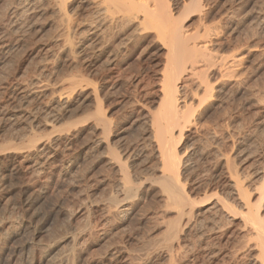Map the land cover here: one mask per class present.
Listing matches in <instances>:
<instances>
[{
  "label": "rangeland",
  "instance_id": "rangeland-1",
  "mask_svg": "<svg viewBox=\"0 0 264 264\" xmlns=\"http://www.w3.org/2000/svg\"><path fill=\"white\" fill-rule=\"evenodd\" d=\"M207 2H209L208 10L210 14L212 13L208 18L205 17V12L190 11L192 15L189 14L187 17L186 12L182 16L183 18H180V22L182 21V25L188 32H196L200 26L212 24L213 27H216L211 37L214 41L211 43L213 47L210 46L211 49L213 48L212 51L215 52L214 49H217L218 51L215 52L217 57H223L225 54L226 57L223 58L228 59L232 54H241V65L243 66H238L241 69L236 67L235 70L234 68L233 70L237 72L233 71L230 74L228 66L217 60L221 65L216 61L215 63L211 62L214 65L209 63L210 69L207 67L205 70L208 74L205 75V77L208 76L206 80L209 79L212 82L209 83L211 88L214 87L215 92L213 90L212 95H209L208 98L205 95L203 104L198 106V115L203 113V116L201 114L203 118L201 117V120L196 121L189 128L187 127L188 129H184L182 137H178L175 144L182 156H180L181 171L185 180L183 184L187 183L184 186L187 194L191 198H195V202L199 197L200 202L203 201V195L207 194L205 198L208 197L209 202L207 203L206 199L205 203L197 202L200 206H204L198 205L202 212H200L199 219H202L194 226L181 230L183 232H180L178 245H175V248H164L167 246V242H165L166 227L168 223L172 224L178 215L165 203L164 199L162 200L164 195L161 194L163 192L157 180L159 176L157 168L160 165L156 161L157 159L152 156L151 147L143 149L139 146L146 134V125L144 124L146 113L149 111L148 109L155 111L159 104L160 78L165 66L168 47L163 45L162 41L161 44L154 33H143L137 39L129 40L130 42L125 40L123 34H117L118 29L110 30L111 36L110 31H105L104 34L99 33L98 36L87 34L82 25L92 9L87 6L84 0H70L69 4L67 3L62 8L63 11L66 8L68 14L70 13V23L68 17L66 18L68 22L64 17L62 21L56 0H39V3L36 0L31 5L32 7L28 8H25L27 5L25 0H0V4H2L0 5V99L2 100V102L0 100L2 106H0V264H65L61 262V254L71 248H73V255L68 264H255L257 251L250 248L253 247L254 242L252 237H249L250 233L241 226V221L230 220L229 223L228 220H225L224 223V220L221 222L220 217L214 211L212 212L216 216L212 212L211 214L205 213V211L212 202H215L217 196L214 194H217L218 190V197L222 195L221 198H224V188H226L229 177L228 170L232 168L233 172L246 178V180L243 179L244 184L250 185L254 180L252 174L260 170L263 165L261 163L262 155H264V0H207ZM52 4L55 5V9ZM84 7L88 9H84ZM58 12L59 14H57ZM185 17H187L186 20ZM59 18L62 22L59 21ZM64 20L69 25L71 24V27L74 26L75 32L72 28H70L71 31L67 30L70 26ZM65 23L66 25H64ZM16 30L18 31L15 33ZM65 30L70 32L69 35ZM61 32L65 35L63 36ZM85 33L89 35V40L85 38ZM105 35H109V37ZM66 37L71 41H67ZM122 38L123 42H126L122 43ZM107 41L108 43H106ZM69 42H72V48L74 47L75 50L70 48L71 46L68 47ZM87 43L92 45L87 47ZM119 45L122 46L119 48ZM71 49V55L73 53L74 58L69 55ZM215 53L213 54L215 55ZM211 66L215 67L211 69ZM226 70L230 74V76L227 75L230 78H226ZM232 74L235 76L239 74V76L234 78ZM74 78L76 79L74 80ZM187 78L189 79V77ZM187 78L185 76L180 82V85L184 86L180 91V96H184L186 100L194 96L196 101H200L199 95H195L200 80H197L198 78L195 76L191 77L193 80ZM185 79H187L186 85L184 84ZM74 81L79 83V87L75 86L77 84ZM27 82V86L31 83L30 88L26 86ZM37 82L40 84L43 82L42 86H39ZM70 83L74 86L72 84L71 86ZM32 84L35 87L31 86ZM67 85H69L68 90H66ZM220 87L224 92L217 91ZM69 88L72 91L75 89L74 92L71 93ZM94 89L98 96L95 93L93 95ZM69 91L72 96L64 95ZM94 96L99 99H94ZM13 97L16 100H13ZM58 98L63 101H58V103L55 101V99L59 100ZM9 99L13 101L10 102ZM32 99L35 101L33 102ZM189 101L192 100L189 99ZM140 102L141 104H138ZM18 103H21L20 107ZM15 104H18V107ZM55 104L58 106L57 108ZM60 105L63 107L61 108ZM96 105H100L102 110L97 109ZM27 106L28 108H26ZM95 108L97 111L100 110L101 114H106V119L111 123V132L102 134V129L97 128L98 123L93 117L95 116L93 114L97 112ZM28 109L33 113L28 114ZM32 121L35 123L33 124ZM25 134H28L27 137ZM59 134L63 136L61 137ZM20 135H24L25 139ZM97 135L102 137H96ZM103 135H106V140L100 145L99 140L104 137ZM107 138L112 140L111 145H108ZM33 140L40 141L37 146L44 143L42 145L45 147L44 150L39 152L40 149L37 150V146L36 148L32 147L30 141ZM128 145L137 147V150L134 148L135 154L132 153L131 159H124L123 151ZM111 150L115 151L111 152ZM42 152L43 154H41ZM115 152H118L119 159L125 160L124 162L128 160L124 163L125 165H123V161L121 163L129 175L131 185L139 190L129 197L127 203L124 202L126 206L128 205L126 208L129 213L127 212V214L117 212L114 210L116 208L110 205L111 195L121 196L118 195L121 192H119L117 184L122 175L119 165H115L118 158ZM113 153L116 154V159ZM111 159H115V163ZM36 163L38 164L36 165ZM54 164L56 165L54 166ZM227 165L232 167L229 168ZM151 168H154V172L156 170V175L153 170H150ZM39 172L40 174H38ZM139 179L144 183L139 182ZM205 185H209L208 188ZM216 189H218L217 192ZM210 192L215 193L212 195ZM104 206L111 211H108ZM111 207L114 208V211ZM105 210L108 211V214H112L111 212L116 214L107 216ZM199 223L203 224L200 226ZM212 226L215 228L213 229ZM220 227L223 230L219 232ZM72 237L80 242L72 244L69 242ZM165 254L169 258L171 255V259H167Z\"/></svg>",
  "mask_w": 264,
  "mask_h": 264
},
{
  "label": "bare ground",
  "instance_id": "bare-ground-1",
  "mask_svg": "<svg viewBox=\"0 0 264 264\" xmlns=\"http://www.w3.org/2000/svg\"><path fill=\"white\" fill-rule=\"evenodd\" d=\"M13 1V0H11ZM18 1V0H17ZM36 0H25L26 2V7L25 8H28L29 6H31L33 4V2H35ZM47 1V0H46ZM70 1V0H69ZM68 0H56V2L58 3V7H59V12L61 13L62 17L61 19L64 17L65 20L66 18L68 17L69 18V23L71 22V18H70V13L68 14V12L66 11V8L65 10L63 11L62 8H64L67 3L69 2ZM10 2V1H9ZM20 2H23V1H20ZM84 2L87 4V6L91 7V11L89 12V14L87 15V17H85L86 19H84V25L83 22H82V27L84 26V29L85 31L87 32V34H95L98 36L99 33H103L105 31H110L113 29H118L119 31H117L116 33L121 35L123 34L125 37V40L129 41L131 39H134L137 37H139L140 35H142L143 33H154L155 34V37L158 41H161L164 43L163 45L167 46V58H166V62H165V66H164V69L162 70V74H161V84H160V100H159V104L156 106L157 109L154 111V110H150L148 109L149 111L146 113V117H145V129H146V134H145V137L143 138V142L142 144L139 146L143 149L147 148V147H151L150 151L152 152V156L155 157V159H157L156 161L159 163V166L157 168L158 170V173H159V176H158V182L160 183L159 187H161V191L164 195V198H162V200L164 199L165 200V203L172 208V210H174L177 215H178V220H174V222L172 224H169L167 225L166 227V233H167V238H165V242H167V246H165L164 248H175L176 246L175 245H178V239H179V234L180 232H183L181 231L183 228H187V227H191V226H194L196 223H198L199 220V217H200V209H199V203H205L207 201V203L209 202L207 200V198H205V196H207V192L205 191L206 189H204V191L206 192L205 196L203 195L202 199L203 201L200 202V197L198 199L199 203L197 204V202H195V198L193 199V197L191 198L186 192L185 190V185L187 184H183L185 182V180L183 179V174H182V171H181V154H180V151L179 149L177 148V145L175 144L176 143V139L178 140V137L181 138L182 137V134H183V130L188 127H190L191 125L195 124V122L201 120L203 117V113H200V115H198L199 113L197 112L199 109L198 106H200L201 104H203L202 102L203 101V98L207 96V98L209 97V95L211 96L212 95V92L214 90L215 92V89L214 87L211 88V85L210 83H212L211 81L206 80L208 76L205 77V75H208L207 74V71L205 72V70H207V67L210 63V65H212L213 63L211 62H214L215 61L217 62V60L221 61V63L223 65H227L228 66V70H229V73H233V71H235L237 68H240L238 66L241 65V62H242V56L241 54L240 55H232L230 56V58H223V57H226L224 56L225 54H223V57L222 56H219L217 57L216 56V51H218L217 49H214L215 52L212 51V49L210 48L213 47L211 44L212 42L214 43V41H212V36H213V32L216 30V27H213L212 24H209V26L207 25H203V26H200V29H198L196 32H188L187 29L184 28V26L182 25V21L180 22V18H183L182 16L185 15V13L187 12V17L188 15H192L190 13V11L192 12H196V11H199V12H205V17L208 18L211 14H210V11L208 10L209 8V2H207V0H84ZM226 2V1H225ZM12 3V2H11ZM14 3V2H13ZM17 3V2H16ZM38 3H39V0H38ZM42 3V2H40ZM44 3V2H43ZM212 3V2H211ZM22 4V3H21ZM47 4V3H46ZM49 4V2H48ZM55 4V3H54ZM52 4V5H54ZM69 4V3H68ZM71 4V3H70ZM215 4V3H214ZM227 4V3H226ZM225 4V5H226ZM229 4V3H228ZM2 5V4H0ZM4 5V4H3ZM15 5V4H14ZM20 5V4H19ZM44 5V4H42ZM224 5V4H223ZM234 5V4H233ZM8 6V5H7ZM12 6V5H11ZM18 6V5H16ZM15 6V7H16ZM34 6V5H33ZM38 6H40L38 4ZM211 6V5H210ZM231 6V5H230ZM32 7V6H31ZM54 9H55V5L53 6ZM52 7V8H53ZM56 6V9L58 8ZM225 7V6H224ZM6 8V7H5ZM10 8V7H9ZM70 8V7H69ZM88 9L87 7H84V9ZM233 8V7H232ZM18 9V7H17ZM41 9V8H40ZM20 10V9H19ZM26 10V9H24ZM32 10V9H31ZM226 10V9H225ZM237 10V9H236ZM239 10V9H238ZM13 11V10H12ZM15 11V10H14ZM23 11V10H22ZM27 11V10H26ZM44 11V10H42ZM46 11V10H45ZM54 11V10H53ZM52 11V12H53ZM223 11V9H222ZM227 11H230V10H227ZM5 12V11H4ZM7 12V11H6ZM19 12V11H18ZM25 12V11H24ZM57 12V11H56ZM59 12L57 14H59ZM212 12V11H211ZM3 13V12H2ZM29 13V12H28ZM27 13V14H28ZM184 13V14H183ZM16 14V13H14ZM26 14V12H25ZM23 13V15H25ZM43 14V13H42ZM203 14V13H202ZM236 14V13H235ZM2 15V14H1ZM29 15V14H28ZM36 15V14H35ZM200 15V14H199ZM238 15V14H236ZM10 16V15H9ZM16 16V15H15ZM22 16V15H21ZM33 16V15H32ZM58 16V15H57ZM226 16V15H225ZM27 17V16H25ZM40 17V16H39ZM38 17V18H39ZM52 17V16H51ZM187 17H185V20L187 19ZM220 17V16H219ZM224 17V16H223ZM227 17V16H226ZM37 18V19H38ZM238 18V17H237ZM17 19V17H16ZM60 19V18H59ZM61 19L59 21H61ZM210 19V18H209ZM58 20V19H57ZM64 20V21H65ZM207 20V19H205ZM237 20V19H236ZM1 21V20H0ZM63 21V19H62ZM61 21V22H62ZM67 21V20H66ZM65 21V22H66ZM239 21V20H238ZM4 22V21H3ZM18 22V21H17ZM55 22V21H54ZM68 22V21H67ZM66 22V23H67ZM199 22V21H198ZM205 22V21H204ZM16 23V22H15ZM14 23V24H15ZM58 23V22H56ZM66 23L64 25H66ZM73 23V22H72ZM184 23V22H183ZM237 23V22H236ZM62 24V23H61ZM68 24V23H67ZM202 24V23H201ZM207 24V23H206ZM240 24V23H239ZM27 25V24H26ZM63 25V24H62ZM69 25V24H68ZM71 25V24H70ZM69 25V26H70ZM200 25V24H199ZM216 25V24H215ZM30 26V25H28ZM72 26V25H71ZM68 27L69 29H67L68 31H71L72 29L74 30L75 32V29H74V26L73 27ZM217 26V25H216ZM19 27V26H18ZM80 27V26H79ZM221 27V26H220ZM56 28V27H55ZM54 28V29H55ZM65 28V27H64ZM70 28H72L70 30ZM78 28V27H77ZM12 29V28H11ZM19 29V28H18ZM62 29V28H61ZM229 29V28H228ZM65 30V31H67ZM217 30H220V29H217ZM18 30L15 31V33L17 32ZM20 31V30H19ZM23 31V30H22ZM62 31V30H61ZM68 31L66 32V34L68 33ZM84 31V32H85ZM63 32V31H62ZM61 32V33H62ZM220 32V31H219ZM65 33V32H63ZM62 33V35H63ZM70 33V32H69ZM69 33L67 35H69ZM110 33V36H111V31L109 32ZM114 33V32H113ZM112 33V34H113ZM19 34V33H18ZM16 34V35H18ZM23 34V33H22ZM26 34V33H25ZM73 34V33H72ZM104 34V33H103ZM106 34V33H105ZM215 34V33H214ZM217 34V32H216ZM24 35V34H23ZM59 35V34H58ZM65 35V34H64ZM63 35V36H64ZM86 35V33L84 34ZM119 35H115V36H119ZM219 35V34H218ZM74 36V35H73ZM82 36V35H81ZM94 36V35H93ZM107 36V35H105ZM104 36V37H105ZM113 36V35H112ZM114 36V37H115ZM217 36V35H216ZM68 38H70L69 36H67ZM67 37H66V40H67ZM109 37V35L107 36ZM105 37V38H107ZM122 37V36H121ZM20 38V37H19ZM18 38V39H19ZM85 38H88L89 40V35H86ZM92 38V37H91ZM97 38V37H96ZM120 38V37H119ZM153 38V37H152ZM65 39V38H64ZM102 39V38H101ZM104 39V38H103ZM108 39V38H107ZM112 39V38H110ZM115 38H113L114 40ZM218 39V38H217ZM62 40V38H61ZM84 40V39H83ZM106 40V39H105ZM116 40V39H115ZM67 41H71L70 40H67ZM85 41V40H84ZM110 41V40H109ZM112 41V40H111ZM120 41V40H119ZM66 42V41H65ZM113 42V41H112ZM126 42V41H124ZM123 42V38H122V43ZM130 42V41H129ZM157 42V41H156ZM64 43V42H63ZM68 43V42H66ZM69 45L68 47L72 48V45L71 43L72 42H69ZM91 43V42H90ZM90 43H87V47H89ZM108 43V41L106 42ZM106 43H104L106 45ZM110 43V42H109ZM120 43V42H119ZM154 43V42H153ZM216 43V42H215ZM111 44V43H110ZM117 44V42H116ZM126 44V43H125ZM131 44V43H130ZM145 44V43H144ZM162 44V43H161ZM11 45V44H10ZM85 45V44H84ZM123 45V44H122ZM122 45H119V48L122 46ZM162 45V47H164ZM64 46V45H63ZM102 46V45H101ZM108 46V45H107ZM115 48H116V45H114ZM124 47H126L125 45H123ZM134 46V45H133ZM67 47V46H66ZM69 48V49H70ZM109 48V47H108ZM107 48V49H108ZM117 48V49H119ZM128 48V47H126ZM216 48V47H215ZM221 48V47H220ZM67 49V48H66ZM73 50L74 47L72 48ZM72 49L70 51V54L71 55V52H72ZM111 49V48H110ZM114 49V47H113ZM1 50V49H0ZM51 50V49H50ZM97 50V49H96ZM103 50V49H101ZM106 51V49H104ZM112 50V49H111ZM120 50V49H119ZM125 50V49H124ZM141 50V49H140ZM69 51V50H68ZM115 51V49H114ZM143 51V50H142ZM67 52V51H66ZM82 52V51H81ZM103 52V51H102ZM119 52V51H118ZM12 53V52H11ZM84 53V52H83ZM93 53V52H92ZM100 53V52H99ZM112 53V51H111ZM111 53H108V54H111ZM116 53V51H115ZM114 53V54H115ZM215 53V55L213 54ZM76 55V53H74ZM86 54V53H85ZM83 54V55H85ZM98 54V53H97ZM120 54V52H119ZM129 54V53H128ZM218 54V53H217ZM243 54V53H242ZM4 55V54H3ZM79 55V53H78ZM86 55H89V54H86ZM99 55V54H98ZM7 56V55H6ZM65 56V55H64ZM73 57V53L71 55ZM80 56V55H79ZM114 56V55H113ZM67 57V56H66ZM75 57V56H74ZM73 57V58H74ZM81 57V56H80ZM85 57V56H84ZM112 57V56H111ZM119 57V56H118ZM126 57V56H125ZM228 57V56H227ZM70 58V57H68ZM108 58V57H107ZM122 58V57H121ZM66 59V58H65ZM76 59V58H75ZM6 60V59H5ZM60 60V59H59ZM108 60V59H107ZM117 60V59H116ZM43 61V60H42ZM73 61V60H72ZM218 61V62H219ZM74 62V61H73ZM119 62V61H118ZM217 62V63H218ZM110 63V62H109ZM122 63V62H121ZM220 63V62H219ZM218 63V64H219ZM41 64V63H40ZM63 64V63H62ZM115 64V63H114ZM8 65V64H7ZM6 65V66H7ZM207 65V66H206ZM214 65V64H213ZM221 65V64H219ZM222 65V66H223ZM206 66V68H205ZM216 66V65H215ZM214 66V67H215ZM221 66V67H222ZM243 65H241L242 67ZM104 67V66H103ZM204 67V68H203ZM210 67V66H209ZM208 67V69H210ZM213 66H211V69L214 68ZM224 67V66H223ZM237 67V68H236ZM46 68V67H45ZM203 68V69H202ZM220 68V67H219ZM235 68V70H233ZM7 69V68H6ZM223 69V68H221ZM220 69V71H221ZM241 69V68H240ZM46 70V69H45ZM6 71V70H5ZM223 71V70H222ZM227 71V70H226ZM225 71V72H226ZM241 71V70H240ZM205 72V73H204ZM237 71H235L234 73H236ZM6 73V72H5ZM42 73V72H41ZM40 73V74H41ZM159 73V72H158ZM220 73V72H219ZM228 73L227 71V74H226V78L230 76V74ZM239 73V72H238ZM145 74V73H144ZM5 75V74H4ZM9 75V74H8ZM189 75V76H188ZM223 75V73H222ZM229 75V76H227ZM234 75V78L239 74H237L235 76V74H232ZM38 76V75H37ZM81 76V75H80ZM186 76L189 77V79H191V77H194L195 78L197 77L198 79L197 80H200L199 84H198V87L197 89H193L195 91H197V93L195 94L196 96L199 95L200 97V101H196L194 96H191L190 98H187L188 100H186V98H184V96H180V91L183 89V85H180V82L183 81V78ZM237 76V77H238ZM39 77V76H38ZM48 77V76H47ZM76 77V76H74ZM147 77V76H146ZM222 77V76H221ZM232 77V76H231ZM37 78V77H36ZM72 78V76H71ZM87 78V77H86ZM145 78V77H144ZM216 78V77H215ZM230 78V77H229ZM242 78V77H241ZM240 78V79H241ZM43 79V78H42ZM76 78H74L75 80ZM82 79V78H81ZM149 79V78H148ZM188 79V78H187ZM187 79L184 80V84L185 82H187ZM188 79V80H189ZM224 79V78H223ZM1 80V79H0ZM18 80V79H17ZM73 80V79H71ZM84 80V79H83ZM193 80V79H191ZM237 80V79H236ZM4 81V80H3ZM20 81V80H19ZM32 81V80H31ZM41 81V80H40ZM88 81V80H87ZM196 81V79H195ZM219 81V79H218ZM225 81V80H224ZM22 82V81H20ZM35 82V81H34ZM56 82V81H55ZM58 82V81H57ZM62 82V81H61ZM60 82V83H61ZM66 82V81H65ZM70 82V80H69ZM193 82V81H192ZM210 82V83H209ZM242 82V81H241ZM33 83V82H32ZM48 83V82H47ZM68 83V82H67ZM75 86L79 87L78 84L79 83H76L74 81ZM133 83V82H132ZM195 83V82H194ZM223 83V82H221ZM24 84V83H23ZM31 83H29V86H30ZM37 84L40 86H42L43 82H41V84L39 82H37ZM69 84V83H68ZM72 83H70L71 85ZM94 84H96L94 82ZM93 84V85H94ZM112 84V83H111ZM151 84V83H150ZM158 84V83H157ZM237 84V83H236ZM242 84V83H241ZM28 85V82L26 83V86ZM36 85V87L38 86ZM49 85V84H48ZM61 85V84H60ZM74 86V84H72ZM71 85V86H72ZM97 85V84H96ZM96 85H95V88H96ZM130 85V84H129ZM144 85V84H143ZM149 85V84H148ZM186 85V84H185ZM193 85V84H192ZM195 85V84H194ZM18 86V85H17ZM29 86H27L28 88H30ZM31 86H34L33 84ZM38 86V87H39ZM45 86V85H44ZM62 86V85H61ZM87 86V85H86ZM136 86V85H135ZM146 86V85H145ZM191 86V85H190ZM197 86V85H196ZM9 87V86H8ZM19 87V86H18ZM25 87V86H24ZM35 87V86H34ZM66 87V86H65ZM68 87L69 85H67V88L66 90H68ZM90 87V86H89ZM88 87V88H89ZM149 87V86H148ZM16 88V87H15ZM26 88V87H25ZM45 88V87H44ZM43 88V89H44ZM147 88V87H146ZM18 89V88H17ZM21 89V88H20ZM23 89V88H22ZM27 89V88H26ZM34 89V88H32ZM31 89V90H32ZM36 89V88H35ZM40 89V88H39ZM46 89V88H45ZM70 89V88H69ZM73 89V88H72ZM76 89V87H75ZM71 92H65L64 95H69V96H72V94L70 95V92L73 93L74 90ZM81 89V88H80ZM144 89V88H143ZM148 89V88H147ZM192 89V88H191ZM190 89V90H191ZM6 90V89H5ZM25 90V89H24ZM30 90V89H28ZM30 90V91H31ZM37 90V89H36ZM35 90V91H36ZM83 90H86V89H83ZM82 90V91H83ZM88 90V89H87ZM95 90V89H94ZM98 90V89H97ZM230 90V89H229ZM16 91V90H15ZM23 91V90H22ZM34 91V90H33ZM39 92V90H37ZM46 91V90H45ZM44 91V93H45ZM48 91V90H47ZM147 91V90H146ZM219 92H222L223 91V88L220 87L218 88ZM29 92V91H28ZM27 92V93H28ZM41 92V91H40ZM84 92V91H83ZM96 92L93 91V95L94 93ZM149 92V91H148ZM193 92V93H194ZM217 92V93H219ZM224 92V91H223ZM227 92V91H226ZM6 93V92H5ZM13 93V92H12ZM20 93V92H19ZM23 93V92H22ZM20 93V94H22ZM36 93V92H35ZM69 93V94H68ZM91 93V94H92ZM159 93V92H158ZM184 95L187 96V94H185L186 92H184ZM182 93V94H183ZM15 94V93H14ZM33 94V93H32ZM40 94V93H39ZM38 94V95H39ZM96 94V93H95ZM148 94V93H147ZM191 94V93H190ZM27 95V94H25ZM24 95V96H25ZM41 95V94H40ZM63 95V96H64ZM66 95V96H67ZM75 95V94H74ZM90 95V94H89ZM97 95V94H96ZM153 95V94H152ZM155 95V94H154ZM158 95V94H157ZM194 95V94H192ZM206 95V96H205ZM219 95V94H218ZM22 96V95H21ZM30 96V95H29ZM44 96V95H43ZM50 96V95H49ZM51 96L54 97V95L51 94ZM60 96V95H58ZM57 96V97H58ZM62 96V97H63ZM98 96V95H97ZM97 96H94L95 98L94 99H99V98H96ZM10 97V96H9ZM9 97H6V98H9ZM18 97V96H16ZM35 97V96H34ZM33 97V98H34ZM47 97V96H46ZM65 97V96H64ZM85 97V96H84ZM87 97V96H86ZM141 97V95H140ZM194 98V99H191V98ZM198 97V99H199ZM2 98V97H1ZM20 98V97H19ZM18 98V99H19ZM27 98V97H26ZM31 98V97H30ZM37 98V97H36ZM44 98V97H43ZM51 98V97H50ZM61 98V96H60ZM144 98V96H143ZM152 98V97H151ZM197 98V97H196ZM226 98V97H225ZM224 98V99H225ZM5 99V98H4ZM13 100L15 99L14 97L12 98ZM24 99V98H22ZM21 99V100H22ZM48 99V98H47ZM59 99V98H58ZM66 99H69V98H66ZM192 100V101H189ZM217 99V98H215ZM1 100V99H0ZM10 100V99H9ZM8 100V101H9ZM12 100V101H13ZM16 100V99H15ZM33 100V99H32ZM46 100V99H45ZM65 100V99H64ZM72 100V99H71ZM96 100V101H97ZM144 100V99H143ZM195 100V101H193ZM5 101V100H4ZM7 101V100H6ZM10 100V102H12ZM20 101V100H19ZM25 101V100H24ZM35 100H33L34 102ZM41 101L43 102V99H41ZM47 101V100H46ZM52 101V100H51ZM55 101H59V102H62L63 100L62 99H59V100H56ZM66 101V100H65ZM85 101V100H84ZM2 102V100H1ZM31 102V101H30ZM29 102V103H30ZM41 102V103H42ZM53 102V101H52ZM51 102V103H52ZM58 102V103H59ZM70 102V100H69ZM139 102V101H138ZM208 102V101H207ZM210 102V101H209ZM14 103V102H13ZM17 103V102H16ZM48 103V102H47ZM55 103V102H54ZM57 103V104H58ZM64 103V102H63ZM62 103V104H63ZM231 103V102H230ZM3 104V103H2ZM19 104V103H18ZM18 104H15V106H17ZM21 104V103H20ZM20 104H19V107H20ZM43 104V103H42ZM61 104V103H60ZM65 104V103H64ZM68 104V103H67ZM66 104V105H67ZM70 104V103H69ZM72 104V103H71ZM103 104V103H101ZM138 104H141L138 103ZM145 104V103H144ZM154 104V103H153ZM228 104V103H227ZM4 105V104H3ZM14 105V104H13ZM24 105V104H23ZM26 105V104H25ZM33 105V104H32ZM40 105V104H39ZM38 105V106H39ZM45 105V103H44ZM43 105V106H44ZM49 105V104H48ZM51 105V104H50ZM56 105V104H55ZM54 105V106H55ZM1 106V105H0ZM5 106V105H4ZM37 106V105H36ZM61 106V105H60ZM65 106V105H64ZM97 109H99L101 106L100 105H96ZM100 106V107H99ZM146 106V105H145ZM143 106V107H145ZM150 106V105H149ZM2 107V106H1ZM8 107H9V103H8ZM18 107V106H17ZM33 107V106H31ZM46 107V106H45ZM58 106L56 105V108ZM63 106H61L62 108ZM66 107V106H65ZM223 107V106H222ZM4 108V107H3ZM2 108V109H3ZM7 109V107H5ZM16 108V107H15ZM28 108V106L26 107ZM39 108V107H37ZM42 108V107H41ZM49 108V107H48ZM52 108V107H50ZM59 109V110H62V109ZM95 108V109H96ZM22 109V108H21ZM66 109V108H65ZM69 109V108H68ZM96 109V111H97ZM101 109V108H100ZM142 109V108H141ZM153 109V108H152ZM227 109V108H226ZM230 109V108H229ZM17 110V109H16ZM24 110V109H23ZM35 110V109H33ZM42 110L44 111V109L42 108ZM58 110V111H59ZM67 110V109H66ZM102 110V109H101ZM21 111V110H20ZM26 111V110H25ZM28 114H31L30 112V109L27 110ZM201 111V110H199ZM226 111V110H225ZM30 112V113H29ZM37 113V111H35ZM62 112V111H61ZM202 112V111H201ZM229 112V111H228ZM2 113V112H1ZM33 113V112H32ZM39 113V112H38ZM56 113V111H55ZM40 114V113H39ZM134 114V113H133ZM202 114V116H201ZM226 114V113H225ZM6 115V114H5ZM38 115V114H37ZM36 115V116H37ZM95 116H93L96 121H97V128H100L102 129V134H104L103 132H106V133H109L111 132V123L109 122L108 119H106L105 115L101 114V111L98 110L96 112V114H93ZM34 116V115H33ZM212 116V115H211ZM227 116V115H226ZM28 117V116H27ZM202 117V118H201ZM21 118V117H19ZM18 118V119H19ZM24 118V117H22ZM34 118V117H33ZM32 118V119H33ZM31 119V120H32ZM113 119V118H112ZM208 119V118H207ZM22 121V120H21ZM33 121H35L33 119ZM32 121V123H33ZM96 121H95V125H96ZM110 121H112L110 119ZM24 123V122H23ZM35 123V122H34ZM33 123V124H34ZM55 123V122H54ZM47 124V122H46ZM205 124V123H204ZM29 125V124H28ZM51 125V124H49ZM208 125V124H207ZM32 127V125H30ZM44 126V125H43ZM144 126V125H143ZM217 126V125H216ZM195 127V126H194ZM187 128V129H188ZM31 129V128H30ZM119 129V128H118ZM127 129V128H126ZM196 129V128H195ZM188 131V130H187ZM99 132V131H98ZM191 132V131H190ZM100 133V132H99ZM144 133V132H143ZM198 133V132H197ZM206 133V132H205ZM217 133V132H215ZM97 134V133H96ZM101 134V133H100ZM98 134V135H100ZM209 134V133H207ZM28 134H25V136L27 137ZM60 135V134H59ZM96 136V137H102V136ZM138 135V134H137ZM20 136H24V135H20ZM25 136H24V139H25ZM61 136V135H60ZM63 136V135H62ZM61 136V137H62ZM105 139H101L99 140V144L101 145L102 143L105 142L106 140V135H103ZM192 136V135H191ZM90 137V136H89ZM110 137V136H109ZM128 137V136H127ZM197 137V136H196ZM35 138V137H34ZM141 138V137H140ZM141 138V139H142ZM199 138V137H198ZM213 138V137H212ZM215 138V136H214ZM19 139V138H18ZM22 139V137H21ZM96 139V138H95ZM94 139V140H95ZM139 139V138H138ZM140 139V140H141ZM15 140V139H13ZM20 140V139H19ZM18 140V141H19ZM55 140V139H53ZM60 140V139H59ZM196 140V139H195ZM199 140V139H198ZM107 141H108V145L110 144L111 145V139L110 138H107ZM211 141V140H210ZM16 142V141H15ZM40 142V141H39ZM38 140H33V141H30L31 143V146L32 147H35L37 146V144L39 143ZM51 142H53L51 140ZM90 142V141H89ZM93 142V141H92ZM204 142V141H203ZM213 142V141H212ZM211 142V143H212ZM216 142V141H215ZM46 143V142H45ZM97 143V142H96ZM140 143V142H139ZM210 143V145H211ZM12 144V143H11ZM10 144V145H11ZM41 144V143H40ZM56 144V143H55ZM54 144V145H55ZM95 144V143H94ZM93 144V145H94ZM128 144V143H127ZM215 144H218V143H215ZM44 145L41 144L39 146H37V150L40 149L39 152H41L42 150H44ZM57 145V144H56ZM61 145V144H60ZM106 145V143H105ZM116 145V144H115ZM199 145V144H198ZM114 146V144H113ZM121 146V145H119ZM118 146V147H119ZM205 146V145H204ZM212 146V145H211ZM210 146V147H211ZM217 146V145H216ZM7 147V146H6ZM31 147V148H32ZM53 147V146H52ZM59 147V146H57ZM98 147V146H97ZM104 147V146H103ZM106 147V146H105ZM201 147V146H200ZM47 148V146H46ZM100 148V147H99ZM135 147H132L131 145H128L127 147L124 148V151H123V156H124V159H129L130 156H132L135 151V149L137 150V147L134 149ZM148 148V149H149ZM194 148V147H193ZM203 148V147H202ZM48 149V148H47ZM55 149V148H53ZM57 149V148H56ZM147 149V150H148ZM195 149V148H194ZM214 149V148H213ZM32 150V149H30ZM49 150V149H48ZM47 150V151H48ZM103 150V149H102ZM141 150V149H140ZM208 150V149H207ZM14 151V150H13ZM23 151V150H21ZM20 151V152H21ZM34 151V150H33ZM86 151V150H85ZM88 151V150H87ZM104 151V150H103ZM115 150H111V152H113ZM119 151V149H118ZM197 151V150H196ZM262 151V150H261ZM12 152V151H11ZM16 152V151H15ZM31 152V151H30ZM29 152V153H30ZM93 152V150H92ZM110 152V153H111ZM139 152V151H138ZM146 153L149 152V151H145ZM195 152V151H194ZM216 152V151H215ZM33 153V152H32ZM47 153V152H46ZM53 153V152H52ZM99 153V152H98ZM117 153V157H118V152H115ZM145 153V154H146ZM183 153V151H182ZM192 153V151H191ZM36 154V152H35ZM43 154V152L41 153ZM85 154V153H84ZM89 154V153H88ZM114 154V153H113ZM112 154V155H113ZM135 154V153H134ZM142 154H144V152H142ZM151 154V153H150ZM198 154V153H197ZM196 154V155H197ZM200 154V153H199ZM198 154V155H199ZM210 154V153H209ZM19 155V154H18ZM20 155H23V154H20ZM29 155V154H28ZM38 155V154H37ZM53 155V154H52ZM102 155V154H100ZM116 154H114L113 156H115ZM120 157H122V155L119 153ZM138 155V153H137ZM86 156V155H85ZM143 156V155H142ZM148 156L149 154L147 155V160H148ZM150 155V157H152ZM181 156V157H180ZM193 156V155H191ZM195 156V155H194ZM202 156V154H201ZM213 156V155H212ZM260 156V155H259ZM263 156V161L261 164L262 165V168L260 170H257L255 171L252 175L254 176V180L253 182L251 181L252 184H250L248 182V184L250 185H247V184H244V180H246V178L244 177H240V175H238L236 172H233L231 169V167H228L231 168L230 170H228V182L226 183V188L225 191H224V198H221L222 195L218 197V193H219V190L216 189V192L218 190V193L217 194H214V196L216 195L217 199L215 198V202H212L211 203V206L207 209L206 208V211L205 213H211L212 211H214L218 217H220V221L222 222V220H224L223 222L225 223V220H228V222L230 223V220H237L238 219V222L239 220L241 221V226L244 227V229H246L247 232L250 233L249 237L251 236L252 237V240L254 242V245L253 247H250V248H254L256 251V254H257V258L254 260L255 261V264H264V155ZM31 157V156H30ZM37 157V156H35ZM42 157V156H41ZM40 157V159H41ZM49 157V156H48ZM55 157V156H54ZM96 157V156H95ZM94 157V158H95ZM115 156V159L117 158ZM138 158V156H136ZM135 157V158H136ZM141 157V156H139ZM204 157V156H203ZM4 158V157H3ZM43 158V157H42ZM47 158V157H46ZM45 158V159H46ZM92 158V157H91ZM114 158V157H113ZM144 158V157H143ZM191 158V157H190ZM199 158V157H198ZM16 159V158H15ZM86 159V158H85ZM114 159V160H115ZM131 159V158H130ZM146 159V158H145ZM152 159V158H150ZM188 159V158H187ZM194 159V158H193ZM35 160V159H34ZM108 160V159H107ZM111 159L112 162L115 163V161ZM144 160V159H143ZM153 160V159H152ZM196 160V159H195ZM212 160V159H211ZM22 161V159H21ZM20 161V163H22ZM45 161V160H44ZM56 161V160H55ZM89 161V160H88ZM87 161V162H88ZM110 161V162H111ZM123 159H119V157L117 158V162L115 163L118 164L117 166L119 167L120 169V172H121V178H120V182L117 184L120 189L119 192H121V194H117L118 195H121V196H117V197H114V195H111L110 197L111 198V201H110V205L114 208H112V210H116L117 212L121 213V214H127V212L129 211L126 207L124 202L126 201L127 203V200L129 199V197H131L132 195H134L135 193H137V188L135 189L131 183H130V178H129V175L126 173V170L124 169L123 165H125L124 163L126 162H122ZM133 161V160H132ZM155 161V162H156ZM186 161V160H185ZM184 161V163H185ZM188 161V160H187ZM197 161V160H196ZM37 162V161H36ZM41 163V161H38V163ZM43 162V161H42ZM109 163V161H107ZM123 165H122V163ZM183 162V161H182ZM205 162V161H204ZM228 162V160H227ZM13 163V162H12ZM24 163V162H23ZM36 163V165L38 164ZM48 163V162H47ZM132 163V162H131ZM157 163V164H158ZM183 163V164H184ZM195 163V162H194ZM209 163V162H208ZM31 164V163H30ZM50 164V162L48 163ZM52 164V163H51ZM153 164V163H152ZM182 164V165H183ZM190 164V163H189ZM193 164V163H192ZM226 164H229V163H226ZM22 165V164H21ZM27 165V164H26ZM25 165V166H26ZM41 166V164H39ZM44 165V164H43ZM56 164H54L55 166ZM113 165V166H115ZM130 165V164H129ZM133 165V163H132ZM29 166V165H28ZM128 166V165H127ZM152 166V165H151ZM185 166V165H184ZM31 167V166H30ZM112 167V166H111ZM116 167V166H115ZM117 167V168H118ZM155 167V166H154ZM189 167V166H188ZM193 167V165H192ZM24 168V167H23ZM29 168V167H28ZM39 168V167H38ZM48 168V166H47ZM128 168V167H127ZM156 168V167H155ZM44 169V168H43ZM49 169V168H48ZM110 169V168H109ZM129 169V168H128ZM132 169V167H131ZM135 169V168H134ZM147 169V168H146ZM154 169V168H153ZM152 168L150 170H153ZM185 169V168H184ZM34 170V169H33ZM32 170V171H33ZM42 170V169H41ZM62 171V169H60ZM60 170H59V173H60ZM116 170V169H115ZM130 170V169H129ZM136 170V169H135ZM194 170V169H193ZM223 170V169H222ZM43 171H46V170H43ZM111 171V170H110ZM132 171V170H131ZM142 171V170H140ZM149 171V169H148ZM184 171V170H183ZM38 172V171H36ZM35 172V173H36ZM65 172V171H64ZM69 172V171H68ZM138 172V171H137ZM136 172V173H137ZM147 172V171H146ZM154 172V170H153ZM117 174L119 173L116 172ZM131 173V172H130ZM156 175V170L154 172ZM40 174V172L38 173ZM135 174V173H134ZM133 174V175H134ZM138 174H140L138 172ZM225 174V173H224ZM240 174V173H239ZM60 175V174H59ZM141 175V174H140ZM147 175V174H146ZM153 175V177H154ZM54 176V175H52ZM139 176V175H138ZM137 176V178H138ZM149 176V174H148ZM152 176V175H151ZM225 176V175H224ZM243 176V175H242ZM251 176V175H250ZM120 177V176H119ZM118 177V178H119ZM136 177V175H135ZM141 177V176H140ZM157 177V176H156ZM216 177V176H215ZM5 178V177H4ZM10 178V177H9ZM91 178V177H90ZM133 178V177H131ZM249 178V177H248ZM247 178V179H248ZM57 179V178H56ZM88 179V178H87ZM134 179V178H133ZM244 179V180H243ZM250 179V178H249ZM118 180V179H117ZM145 180V178L143 179V181ZM12 181V180H11ZM86 181V180H85ZM119 181V180H118ZM150 181V180H149ZM147 181V182H149ZM10 182V181H9ZM117 182V181H116ZM133 182V181H131ZM135 182V181H134ZM139 182L141 183H144L142 182V180L140 181L139 179ZM139 182H136L137 184ZM157 182V181H156ZM226 182V181H225ZM88 183V182H87ZM135 183V184H136ZM154 183V182H153ZM247 183V182H246ZM140 184V183H139ZM138 184V185H139ZM152 184V183H151ZM141 185V184H140ZM216 185V184H215ZM152 186V185H151ZM198 186V185H197ZM201 186V185H200ZM206 186V185H205ZM209 186V185H208ZM208 186H206L208 188ZM87 187V186H86ZM141 187V186H140ZM216 187V186H215ZM223 187V186H222ZM199 188V186H198ZM197 188V190H198ZM210 188V187H209ZM217 188V187H216ZM117 189V188H115ZM117 189V190H119ZM201 189V188H199ZM213 189V188H212ZM211 189V190H212ZM223 189V190H224ZM196 190V189H194ZM222 190V191H223ZM139 191V190H138ZM199 191V190H198ZM202 191V190H201ZM212 192V191H211ZM210 192V193H211ZM215 193V192H213ZM213 193H211L213 195ZM221 193V192H220ZM196 194V193H195ZM204 194V193H203ZM210 194V195H211ZM223 194V193H222ZM138 195V194H137ZM162 195V197H163ZM209 195V196H210ZM211 195V197H212ZM137 198V197H136ZM89 199V198H88ZM132 199V198H131ZM206 199V201H205ZM161 201V200H160ZM211 201V200H210ZM164 202V201H163ZM107 203V202H106ZM109 204V203H108ZM107 205V204H106ZM105 205V206H106ZM199 205V206H198ZM104 206V207H105ZM109 206V205H107ZM164 206V205H163ZM200 207H204V206H200ZM106 208V207H105ZM167 209V207H165ZM108 211H111L110 209H108V207L106 208ZM165 209V211H167ZM84 210V209H83ZM88 210V209H86ZM105 210V212H107L108 214V211ZM113 210V211H114ZM169 210V209H168ZM205 210V209H204ZM203 210V211H204ZM83 212V211H82ZM104 212V213H105ZM170 212V210H169ZM174 212V213H175ZM212 212V213H214ZM112 214H116V213H113L111 212ZM129 213V212H128ZM202 213V212H201ZM211 213V214H212ZM214 213V216H216ZM106 214V213H105ZM112 214H108L107 216L109 215H112ZM204 214V213H203ZM210 214V215H211ZM106 216V215H105ZM104 216V217H105ZM114 216V215H113ZM204 216V215H202ZM213 216V215H211ZM213 216V217H214ZM207 217V216H206ZM210 217V216H209ZM216 218V217H215ZM107 219V218H106ZM105 219V220H106ZM111 219V218H110ZM214 219V218H213ZM103 220V219H102ZM217 220V219H216ZM213 221V220H211ZM172 222V221H171ZM214 223H216V221H213ZM211 222V223H213ZM218 222V221H217ZM102 223V222H101ZM104 223V222H103ZM204 223V222H203ZM201 223V225L203 224ZM213 223V224H214ZM233 223V222H232ZM167 224V223H166ZM212 224V225H213ZM222 224V223H221ZM228 226H230V224L226 223ZM104 225V224H103ZM200 225V223H199ZM200 225V226H201ZM216 225V224H215ZM213 225V226H215ZM166 226V225H165ZM199 226V227H200ZM212 226V228H213ZM225 227V225H223ZM239 225V228L241 227ZM196 227V226H195ZM195 227H194V230H195ZM227 227V226H226ZM215 228V227H214ZM213 228V229H214ZM237 228V229H239ZM165 229V228H164ZM188 229V228H187ZM190 229V228H189ZM193 230V231H194ZM197 230V228H196ZM220 230L222 231L223 229L220 227L219 228V232ZM224 230H226V228H224ZM190 231V230H189ZM212 231V230H211ZM192 232V231H191ZM198 232V231H197ZM246 232V233H247ZM14 233V232H13ZM165 233V234H166ZM224 233V232H223ZM183 234V233H182ZM181 234V235H182ZM223 235V234H222ZM247 235V236H248ZM166 237V236H165ZM168 241H167V240ZM181 239V238H180ZM71 241L69 242H72V244H76L78 242H80L78 239H76L75 237H72L70 239ZM61 241V240H60ZM251 242V241H250ZM61 243V242H60ZM253 244V243H252ZM57 246V245H56ZM163 248V250H164ZM249 248V249H250ZM28 249V248H27ZM253 249V250H254ZM47 250V249H46ZM48 252V250H47ZM162 252V251H161ZM166 252V251H165ZM164 252V253H165ZM172 252V251H170ZM29 254V253H27ZM168 254V253H166ZM166 254L164 255L167 259L169 257L166 256ZM30 255V254H29ZM73 255V248L69 249V250H66L64 251L62 254H61V262L65 263V264H68L69 263V260L71 258V256ZM171 259V255H169ZM163 257V256H162ZM60 258V257H59ZM254 259V258H253Z\"/></svg>",
  "mask_w": 264,
  "mask_h": 264
}]
</instances>
